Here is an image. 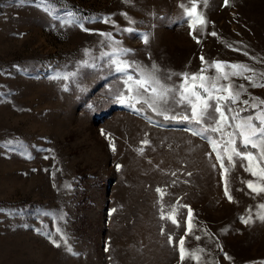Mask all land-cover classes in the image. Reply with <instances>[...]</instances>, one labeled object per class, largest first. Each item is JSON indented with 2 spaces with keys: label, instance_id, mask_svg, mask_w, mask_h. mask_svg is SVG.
Segmentation results:
<instances>
[{
  "label": "rangeland",
  "instance_id": "1",
  "mask_svg": "<svg viewBox=\"0 0 264 264\" xmlns=\"http://www.w3.org/2000/svg\"><path fill=\"white\" fill-rule=\"evenodd\" d=\"M181 4L191 7L189 0H0V264L264 262V192L246 184L264 180L245 170L247 159L229 162L222 132L234 133L237 152L264 167L258 149L245 148L235 127L209 130L221 167L191 127L139 114L138 105L158 115L144 102L152 94L140 89V102L129 99L136 92L125 83L155 65L162 84L183 83L206 97L201 84L217 77L215 63L247 65L251 71L217 87L240 91L236 103L220 102L234 110L231 124L255 117L264 111V0H197L194 15L206 24L194 26ZM202 68L204 81L180 75ZM160 107L169 116L187 112L171 95Z\"/></svg>",
  "mask_w": 264,
  "mask_h": 264
},
{
  "label": "snow or ice",
  "instance_id": "2",
  "mask_svg": "<svg viewBox=\"0 0 264 264\" xmlns=\"http://www.w3.org/2000/svg\"><path fill=\"white\" fill-rule=\"evenodd\" d=\"M189 3L191 4V7L189 8L185 4H181L180 6L184 9L185 14L191 19L192 24L190 26H194L195 24L199 23L201 25H205L206 21L203 18V14H197L194 15L196 12L197 7V0H189ZM203 3L205 6H207V0H203ZM229 3V0H224L225 6H227ZM210 35L215 36L216 33H210ZM194 39H197V37L193 36ZM145 42H147V36H144ZM197 42L200 41L197 39ZM247 54V53H245ZM201 61L204 62V58L201 57ZM213 65H209V67H212ZM224 66H227L233 71L231 73L223 72L222 75L219 73L222 72V68ZM127 67V66H125ZM214 67L217 70V77L215 78H209L211 80V85L205 86L203 83L201 84V87L204 89V93H206V97L199 91L196 90H189L185 85L182 83L180 85L179 89L170 88L164 84H162L158 79L155 77V71L156 66L153 65V70L151 72H145L144 70H141L140 73V79L133 80V77L131 75L128 76L127 81L125 82L128 84V91H135L136 95L130 97L129 99L136 100L137 102H140L141 99V93L140 89H143L144 91L148 92L150 91L152 96L150 97L151 102L148 100H145L144 102L148 104L150 108L154 112H156L158 115H162L164 119H181L184 121H189L190 123H195L198 125H204L206 120L211 121L212 123L209 124L207 127H200L197 130H192L191 128L188 129L189 131L193 132V135L203 136L206 131H212V132H222V130L225 127H235L239 130L240 136L242 137V143L245 148H247L249 145L251 147L258 149V155L260 159L264 160V111H261L257 113L255 117L248 116L240 121V123H237L235 125L231 124L229 121V117L227 115V112L234 111L231 108L227 109V112L224 110V108L221 106L222 100L230 99L231 103H236L239 100L240 97V91L233 92L231 83L227 85H220L217 87V82L220 79L223 80H229L230 76H243L244 72L251 71L248 69L247 65H224L220 62H217L214 64ZM122 70V69H121ZM207 68H202L200 70V73L195 74H188V73H182V75L185 80L189 78V75H191L192 80L200 79L201 81H204V77L202 73L206 72ZM173 75H176L173 73ZM250 82L253 84L256 83V81L253 79V77L249 76L246 77ZM131 82V83H129ZM151 86V87H149ZM264 86V84L260 85ZM239 88L243 89V85H240ZM227 92L228 97H225L223 95H217L216 93H223ZM171 95V98L174 100V102L177 105L180 106H186L187 112L186 113H180V114H174L169 116L167 113L169 109L161 108L160 103L167 104L169 100V96ZM178 96V98H177ZM215 100V104L210 103V101ZM120 103H127V99H125L123 96L119 98ZM245 105H247V101H243ZM264 103V102H261ZM134 106V105H133ZM256 105H253L255 107ZM211 109V111H209ZM239 118V113H237L235 116H232V120H237ZM256 120L259 122V124H254L253 120ZM215 125V126H213ZM223 135H226L228 137L227 140H225V151L229 152V162L232 161V156H241L242 159H247L249 161V164L246 166L245 170L249 171L253 176H256L259 178V180H264V167H260L259 162L256 161V156L251 153H245L242 154L240 152H237L236 148L233 146L235 141L232 139V137L235 135L234 133H223ZM205 139L209 141V143L212 145L213 151L216 152V158L219 160L221 167L224 165V161L222 157L220 156V152L217 148L216 142L214 140L209 139L207 136H204ZM145 144L148 143L147 140L144 141ZM142 152L143 149H140ZM255 162L256 167H253V163ZM216 165H213L215 167ZM227 169H225V172ZM247 187L251 189L254 193H261L264 192V186L257 187L254 185L252 181L246 182ZM158 193L161 194V199H163V196L165 193L162 189L157 188L156 190ZM228 187H227V181L225 182V194L228 196L229 201H231V196L228 195ZM186 207V206H185ZM261 208H264V204L260 205ZM172 212L175 213L176 209H172ZM161 218H165L163 210H161ZM170 218H172V222L174 224H177L179 226L178 222L174 218V216L170 215ZM191 218V209L189 208V220ZM259 219L264 220V213L259 214ZM241 220L243 223H250L251 217L248 219H244L241 217ZM190 230V228H189ZM60 230L57 229V232ZM199 239V237H196ZM61 241L65 245H67V239L64 237L63 234H61L60 237ZM51 242L56 247H60V242L57 240H51ZM169 242L171 243V237H169ZM68 251H71L70 248H68ZM197 252L203 251V249H197ZM179 252H180V259L183 261L185 257V248H184V239L181 238L179 240ZM193 258L199 259L198 256L193 255ZM260 264H264V262H260Z\"/></svg>",
  "mask_w": 264,
  "mask_h": 264
},
{
  "label": "trees",
  "instance_id": "3",
  "mask_svg": "<svg viewBox=\"0 0 264 264\" xmlns=\"http://www.w3.org/2000/svg\"><path fill=\"white\" fill-rule=\"evenodd\" d=\"M139 107L137 108V111L139 114H142L146 119H148L149 121H153V122H156L157 124L159 125H162V126H188V127H191V128H200L198 126H194L192 123L188 122V121H184V120H171V119H164L163 117H160L156 114H153L152 112H150L148 109L146 108H142L140 105H138ZM207 132L206 131L204 133L203 136H207ZM209 133V132H208ZM27 201H24L22 202V204H26Z\"/></svg>",
  "mask_w": 264,
  "mask_h": 264
}]
</instances>
